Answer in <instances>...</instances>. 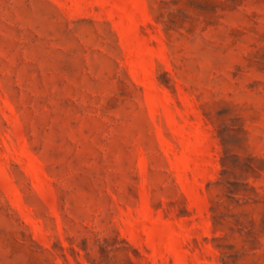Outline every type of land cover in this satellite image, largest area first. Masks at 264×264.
Here are the masks:
<instances>
[{
    "label": "rangeland",
    "instance_id": "1",
    "mask_svg": "<svg viewBox=\"0 0 264 264\" xmlns=\"http://www.w3.org/2000/svg\"><path fill=\"white\" fill-rule=\"evenodd\" d=\"M0 264H264V0H0Z\"/></svg>",
    "mask_w": 264,
    "mask_h": 264
}]
</instances>
